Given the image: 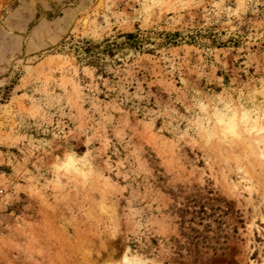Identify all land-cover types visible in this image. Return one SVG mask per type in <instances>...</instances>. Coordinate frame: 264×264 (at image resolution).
<instances>
[{
    "label": "rangeland",
    "instance_id": "rangeland-1",
    "mask_svg": "<svg viewBox=\"0 0 264 264\" xmlns=\"http://www.w3.org/2000/svg\"><path fill=\"white\" fill-rule=\"evenodd\" d=\"M126 249L264 264V0H0V264Z\"/></svg>",
    "mask_w": 264,
    "mask_h": 264
},
{
    "label": "clouds",
    "instance_id": "clouds-1",
    "mask_svg": "<svg viewBox=\"0 0 264 264\" xmlns=\"http://www.w3.org/2000/svg\"><path fill=\"white\" fill-rule=\"evenodd\" d=\"M54 167L68 170L72 167L71 156L66 157L65 162L62 165ZM113 264H152V261L139 253H134L131 252V250L126 249L125 252L120 256L119 260L113 259Z\"/></svg>",
    "mask_w": 264,
    "mask_h": 264
},
{
    "label": "bare ground",
    "instance_id": "bare-ground-1",
    "mask_svg": "<svg viewBox=\"0 0 264 264\" xmlns=\"http://www.w3.org/2000/svg\"><path fill=\"white\" fill-rule=\"evenodd\" d=\"M83 23H84V20L82 21V25H83ZM86 23V22H85Z\"/></svg>",
    "mask_w": 264,
    "mask_h": 264
},
{
    "label": "trees",
    "instance_id": "trees-1",
    "mask_svg": "<svg viewBox=\"0 0 264 264\" xmlns=\"http://www.w3.org/2000/svg\"><path fill=\"white\" fill-rule=\"evenodd\" d=\"M130 37V36H129Z\"/></svg>",
    "mask_w": 264,
    "mask_h": 264
}]
</instances>
